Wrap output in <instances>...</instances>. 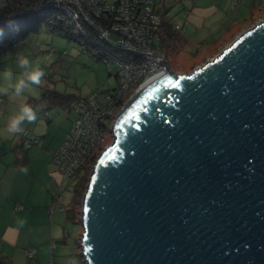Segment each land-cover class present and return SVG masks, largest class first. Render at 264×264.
<instances>
[{
	"label": "water",
	"instance_id": "water-1",
	"mask_svg": "<svg viewBox=\"0 0 264 264\" xmlns=\"http://www.w3.org/2000/svg\"><path fill=\"white\" fill-rule=\"evenodd\" d=\"M63 36V35H62ZM118 110L80 206L86 264H264V21Z\"/></svg>",
	"mask_w": 264,
	"mask_h": 264
},
{
	"label": "rangeland",
	"instance_id": "rangeland-1",
	"mask_svg": "<svg viewBox=\"0 0 264 264\" xmlns=\"http://www.w3.org/2000/svg\"><path fill=\"white\" fill-rule=\"evenodd\" d=\"M11 1L13 0H0V6ZM175 1L160 0L158 5L162 7L165 2L173 22L178 23V17L182 16L184 4L180 7L177 3L176 7L171 8L172 4H176ZM207 4H216L218 7L224 5L223 12L235 21L229 26L231 21L224 26L220 25L222 22L217 26L213 25L214 27L210 28L213 29L208 33L210 35L209 41L198 45L186 44L181 49L178 48V52L173 57L165 58L169 68L176 73H192L194 69L227 48L243 32L264 21V0H239L233 8L231 7V0H207ZM178 9H180L179 13ZM201 32H205V30H201ZM222 32L224 33L221 35ZM209 43L212 44L209 45ZM19 56H25L33 63L38 62L45 75L40 86H33L31 91H25L21 97H15L11 91L7 95L0 94V144L3 142L4 136L11 135L4 128L6 121L8 122V119L18 112L21 104H28L32 98L36 105L33 104L31 107L36 111L37 120L33 123L25 122L21 126L23 130L14 136L20 139L23 135H43L47 137V142H51L52 145L58 144L55 148L57 149L62 143L75 113L68 110L67 107L50 104L49 97L47 98L49 92L54 90L79 97L87 95L95 89L109 90L117 85L118 78L115 75L117 68L114 64L102 60L98 61L90 50L85 52L80 43L69 40L61 34L53 33L51 27L46 24L41 26L39 32L29 34L0 55V73L10 70L13 72L14 78L18 76L22 71L17 64ZM2 83L0 81V84ZM47 116L50 120H47ZM39 137L42 141L45 138ZM111 138V133L106 132V141L109 139L111 141ZM36 165V162L31 163V167ZM1 169L2 164H0ZM34 174L35 177H30L32 191L34 188L38 189L43 185V181L38 178L42 176V172L36 171ZM56 174L58 182H56L53 196L57 192L61 180V175L57 170ZM71 196L72 182H65L61 189L58 204L56 203L55 212L58 213H54L53 221L59 222L65 227L68 232L66 246L73 248L75 252L77 250L74 247L76 241L78 242L79 230L80 228L82 230V227L80 223L65 222V212L58 210L59 206L68 204ZM77 249L79 248L77 247ZM77 256L83 264V257ZM78 257L76 258L77 264Z\"/></svg>",
	"mask_w": 264,
	"mask_h": 264
},
{
	"label": "built area",
	"instance_id": "built-area-1",
	"mask_svg": "<svg viewBox=\"0 0 264 264\" xmlns=\"http://www.w3.org/2000/svg\"><path fill=\"white\" fill-rule=\"evenodd\" d=\"M38 1L53 8L54 14L49 20L53 24L50 25L53 33L69 35L83 42L87 37L93 38L102 49L118 48L130 54L124 59L107 53L103 60L117 68L118 80L113 89H95L76 97L71 104L75 117L62 143L53 152L52 162L61 180L49 206V213H52L57 208L64 183L73 182L77 170L98 152L97 158L112 141L111 138L106 143L105 134L110 132L118 110L140 85L166 70L158 35L163 14L157 6L158 0ZM238 1L231 0V7ZM175 29L179 26L175 25ZM83 44L81 47L85 48ZM41 144L42 139L36 135L24 136L21 141L25 149ZM21 208L16 205V209ZM63 209V205L58 207L59 211ZM27 257H35V249H29Z\"/></svg>",
	"mask_w": 264,
	"mask_h": 264
},
{
	"label": "crops",
	"instance_id": "crops-1",
	"mask_svg": "<svg viewBox=\"0 0 264 264\" xmlns=\"http://www.w3.org/2000/svg\"><path fill=\"white\" fill-rule=\"evenodd\" d=\"M158 2L159 10L164 11L171 22L179 26L188 45L204 44L209 41L208 33L213 29L211 27L221 22L220 25L224 26L231 21L229 26L235 21L223 12L224 5L218 7L216 4H207V0H176L171 8L176 7L177 3L178 6L184 4V8L182 16L178 17L179 22L175 23L169 15L166 3L159 7ZM6 127L7 121L4 128ZM22 138L18 139L11 134L4 136L0 144V257L7 264H77V255H80L77 241L74 248L78 254L73 248L66 246L68 232L65 227L53 221L54 213H58L55 212L56 208L49 213L58 182L52 162L53 152L58 144L52 145L45 137L40 147L25 149L21 145ZM32 162L37 165L31 167ZM36 171L42 172V176L38 178L43 181V185L32 191L30 177H35ZM16 205H21L22 208L16 209ZM81 233L80 228L78 240ZM29 249H35V257L32 259L27 257ZM81 262L78 257V264Z\"/></svg>",
	"mask_w": 264,
	"mask_h": 264
},
{
	"label": "trees",
	"instance_id": "trees-1",
	"mask_svg": "<svg viewBox=\"0 0 264 264\" xmlns=\"http://www.w3.org/2000/svg\"><path fill=\"white\" fill-rule=\"evenodd\" d=\"M44 5L45 2H39L38 0H13L0 6V55L8 51L15 43L20 42L29 34L39 32L43 24L53 26V24L49 23V20L54 14L53 8L45 7ZM160 11L163 14V20L158 31L159 43L164 57H173L178 52V48L181 49L187 44V41L180 30L175 29V25L166 16V13L162 10ZM63 36L69 40L80 43L81 46L85 43L86 49H82H85V52L90 50L98 61H103L107 53L124 59L130 57L128 52L118 48L111 47V49H102L100 44L92 40L93 38L87 37L83 42L69 35ZM48 97L50 104L64 106L67 107L68 110H71V104L76 98V95L64 94L52 90L49 92V95H47V98ZM33 104L35 103L31 98L28 101V105L33 106ZM47 120H50L48 116ZM109 142L110 139L106 141V143ZM97 153H94L76 172L75 179L72 182V196L68 204L63 206V211L65 212L64 220L66 222L80 223L79 217L82 195L86 188L88 175L92 169ZM77 247L80 249L79 240L77 242ZM0 264H7L3 257H0ZM83 264H85L84 261Z\"/></svg>",
	"mask_w": 264,
	"mask_h": 264
},
{
	"label": "clouds",
	"instance_id": "clouds-1",
	"mask_svg": "<svg viewBox=\"0 0 264 264\" xmlns=\"http://www.w3.org/2000/svg\"><path fill=\"white\" fill-rule=\"evenodd\" d=\"M17 64L22 71L15 78L10 70L0 73V81L3 82L0 84V94L7 95L11 91L15 97H21L25 91H31L33 86L42 84L45 73L38 62L33 63L27 57L19 56ZM36 120V111L28 104H21L18 112L8 119L6 132L13 135L20 133L25 122L33 123Z\"/></svg>",
	"mask_w": 264,
	"mask_h": 264
}]
</instances>
